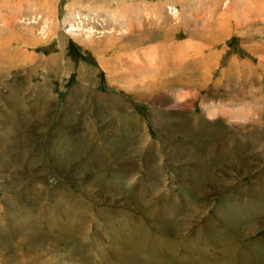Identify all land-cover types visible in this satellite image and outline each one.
<instances>
[{
	"label": "rangeland",
	"instance_id": "obj_1",
	"mask_svg": "<svg viewBox=\"0 0 264 264\" xmlns=\"http://www.w3.org/2000/svg\"><path fill=\"white\" fill-rule=\"evenodd\" d=\"M109 262L264 264V0H0V264Z\"/></svg>",
	"mask_w": 264,
	"mask_h": 264
},
{
	"label": "bare ground",
	"instance_id": "obj_2",
	"mask_svg": "<svg viewBox=\"0 0 264 264\" xmlns=\"http://www.w3.org/2000/svg\"><path fill=\"white\" fill-rule=\"evenodd\" d=\"M152 84H153V83H152ZM155 86H156V85L154 84L153 87H155ZM118 245H120V242H119V241H118ZM117 248H121V246H119V247L116 246V248L111 249L110 251H108V253H111V252L115 253ZM122 248H123V250H124L123 253H125L126 248H125V247H122ZM118 250H119V249H118ZM118 250H117V252H119ZM101 261H102V260H101ZM107 261H108V260H107ZM105 262H106V261H105ZM107 263H108V262H107ZM109 264H110V262H109Z\"/></svg>",
	"mask_w": 264,
	"mask_h": 264
}]
</instances>
